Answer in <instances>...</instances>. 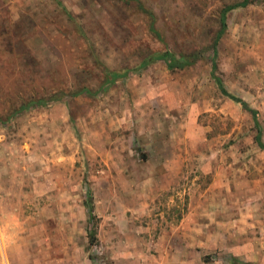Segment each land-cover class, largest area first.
I'll return each mask as SVG.
<instances>
[{
  "label": "rangeland",
  "instance_id": "rangeland-1",
  "mask_svg": "<svg viewBox=\"0 0 264 264\" xmlns=\"http://www.w3.org/2000/svg\"><path fill=\"white\" fill-rule=\"evenodd\" d=\"M139 1L0 0V264H162L158 238L192 212L213 236L190 263L264 264V150L253 115L212 75L216 63L259 112L264 145V0L229 13L216 56L220 12L242 0ZM164 51L201 59L102 88L107 72ZM83 89L93 94L16 114ZM150 140L182 156L170 188L144 187Z\"/></svg>",
  "mask_w": 264,
  "mask_h": 264
},
{
  "label": "crops",
  "instance_id": "crops-1",
  "mask_svg": "<svg viewBox=\"0 0 264 264\" xmlns=\"http://www.w3.org/2000/svg\"><path fill=\"white\" fill-rule=\"evenodd\" d=\"M154 139H157L154 137ZM153 142L144 141L146 148V158L144 159V187L149 190L151 187H156L158 190L170 188L178 182L183 166L182 156L177 154V157L168 159L165 155V150L153 146ZM150 147V148H149ZM205 200L207 198L205 197ZM205 201L204 203H206ZM198 218L192 214L188 215L182 223L173 228L167 234L163 233L158 238L160 249L162 250L161 257L164 259L162 264H192L189 258L195 255V250L198 248L209 249V241L212 239L213 230L209 225H204L198 221ZM195 236V238L193 237ZM164 241V244H163ZM1 246V245H0ZM169 248H179L181 254H176ZM209 251V250H206ZM198 252V251H197ZM166 253V254H165ZM144 264H160L159 262L146 258ZM194 264H204L201 257L196 258Z\"/></svg>",
  "mask_w": 264,
  "mask_h": 264
},
{
  "label": "trees",
  "instance_id": "trees-1",
  "mask_svg": "<svg viewBox=\"0 0 264 264\" xmlns=\"http://www.w3.org/2000/svg\"><path fill=\"white\" fill-rule=\"evenodd\" d=\"M126 1L137 3L139 7L144 9L143 6L141 5V3H139L140 2L139 0H126ZM251 3H252L251 0H242L238 3L227 5V6L223 7V9L220 12V30L218 31V33L215 37V40L213 42V45H212L215 56L217 55L218 43L221 40V38L224 36V34L227 32V29H228V22L227 21H228L229 13L234 11V10L240 9V8H246ZM150 30L154 31L156 38H158L162 43L165 42L161 33L155 29L154 23L151 24ZM200 59H201V53H199V52H194L192 54L182 55L180 57L171 56L168 51L155 52V53H152V54L148 55L147 57H145L138 66H136L132 69L125 70L123 73L107 72L106 73L107 80L105 82V85L102 88H104L105 86L110 85L112 83H115L118 80L125 79L128 76H130V74H132V73L141 72L142 70L146 69L147 67L154 64L155 62H159V61L164 62L166 64L168 70L173 72L175 70H181V69H185L189 66H192L196 62H198ZM216 68H217L216 63H213L212 75H213V78L216 82L218 90L220 91V93L224 97L232 100L235 103L240 104L245 110L249 111L253 115L254 120H255V125H256V128L258 130L257 141H258V144L261 147V149L264 150V145L261 141L262 129H261L260 122L258 119L259 112L257 110H253L252 108H250L249 104L246 101H244L243 99L231 94L225 88L222 79L216 75V72H215ZM83 94L92 95L93 92L89 89H83V90H80V91L72 93V94L62 93V94L54 95L48 101H45V100L31 101V102L21 106V108L16 111V114L20 115L23 112H25L26 110H28L32 107H35V106H47L50 103L59 102V101H62L66 98H75V97H78V96L83 95ZM87 205L89 208L90 220H93L94 219L93 205H92V203H88ZM95 233H96L95 229H92L90 231V238L92 239L91 240L92 242H94L96 240Z\"/></svg>",
  "mask_w": 264,
  "mask_h": 264
}]
</instances>
